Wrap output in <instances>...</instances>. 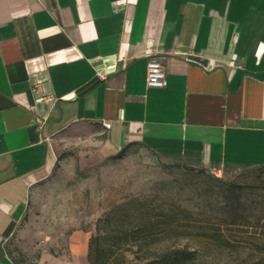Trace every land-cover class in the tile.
Segmentation results:
<instances>
[{
    "label": "crops",
    "instance_id": "0c3cea01",
    "mask_svg": "<svg viewBox=\"0 0 264 264\" xmlns=\"http://www.w3.org/2000/svg\"><path fill=\"white\" fill-rule=\"evenodd\" d=\"M150 59L164 88L146 86ZM76 124L216 175L264 165V0H0V264H17L6 241L49 139ZM87 248L71 237L35 264Z\"/></svg>",
    "mask_w": 264,
    "mask_h": 264
},
{
    "label": "rangeland",
    "instance_id": "374dc122",
    "mask_svg": "<svg viewBox=\"0 0 264 264\" xmlns=\"http://www.w3.org/2000/svg\"><path fill=\"white\" fill-rule=\"evenodd\" d=\"M49 148L55 160L31 186L6 241L17 264L66 253L69 239L89 240L99 220L102 243L118 260L122 253L136 261L186 249L196 256L179 264H223L232 257L212 241L198 255L202 229L223 227L235 210L238 222L264 214V165L216 175L136 143L113 151L94 124L66 127L49 139Z\"/></svg>",
    "mask_w": 264,
    "mask_h": 264
},
{
    "label": "trees",
    "instance_id": "16d2710c",
    "mask_svg": "<svg viewBox=\"0 0 264 264\" xmlns=\"http://www.w3.org/2000/svg\"><path fill=\"white\" fill-rule=\"evenodd\" d=\"M238 212L235 210L230 222L222 227H204L201 234V244L198 255L204 256L209 241L221 254L227 253L232 258L223 264H264V214L246 218L238 222ZM262 221V222H261ZM100 220L95 232L88 240L86 260L88 264H179L191 261L196 252L186 249L165 250L156 258L130 261L122 253L121 260L114 258L112 248L102 243L104 237L98 234ZM208 230L213 232L208 233ZM203 263V262H202Z\"/></svg>",
    "mask_w": 264,
    "mask_h": 264
},
{
    "label": "built area",
    "instance_id": "2783aa9c",
    "mask_svg": "<svg viewBox=\"0 0 264 264\" xmlns=\"http://www.w3.org/2000/svg\"><path fill=\"white\" fill-rule=\"evenodd\" d=\"M145 83L149 88H164L167 85L166 75L162 65L154 59L148 60L146 64ZM103 127L108 129L110 124L103 123Z\"/></svg>",
    "mask_w": 264,
    "mask_h": 264
}]
</instances>
